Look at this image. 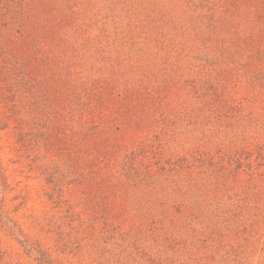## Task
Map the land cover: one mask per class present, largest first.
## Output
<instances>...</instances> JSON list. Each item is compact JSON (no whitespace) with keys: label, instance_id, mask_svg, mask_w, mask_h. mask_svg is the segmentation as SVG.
Masks as SVG:
<instances>
[{"label":"rangeland","instance_id":"rangeland-1","mask_svg":"<svg viewBox=\"0 0 264 264\" xmlns=\"http://www.w3.org/2000/svg\"><path fill=\"white\" fill-rule=\"evenodd\" d=\"M0 164V264H264V0H0Z\"/></svg>","mask_w":264,"mask_h":264},{"label":"trees","instance_id":"trees-1","mask_svg":"<svg viewBox=\"0 0 264 264\" xmlns=\"http://www.w3.org/2000/svg\"><path fill=\"white\" fill-rule=\"evenodd\" d=\"M4 180H5V177H4V173L2 171V167H1V164H0V187L4 186V184H5ZM0 192H1V189H0ZM0 218H1L0 223H4L6 225H9L10 222H12V220H10L8 218H7L8 220H5V217L3 216V212L1 210V207H0Z\"/></svg>","mask_w":264,"mask_h":264}]
</instances>
